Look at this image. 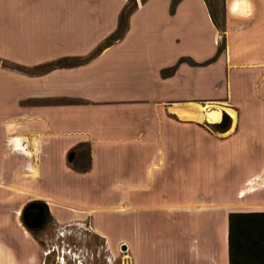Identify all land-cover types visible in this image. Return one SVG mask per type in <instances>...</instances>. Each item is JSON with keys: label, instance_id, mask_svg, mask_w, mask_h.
Here are the masks:
<instances>
[{"label": "crops", "instance_id": "obj_1", "mask_svg": "<svg viewBox=\"0 0 264 264\" xmlns=\"http://www.w3.org/2000/svg\"><path fill=\"white\" fill-rule=\"evenodd\" d=\"M125 2L0 0V60L21 69L0 67V179L20 170L28 201L107 247L116 227L133 264H227V215L264 213V0H222L219 54L203 0H135L119 41L35 72L90 55ZM207 110L225 136L184 118ZM78 144L82 174L65 165ZM28 251L0 249V264Z\"/></svg>", "mask_w": 264, "mask_h": 264}, {"label": "rangeland", "instance_id": "obj_2", "mask_svg": "<svg viewBox=\"0 0 264 264\" xmlns=\"http://www.w3.org/2000/svg\"><path fill=\"white\" fill-rule=\"evenodd\" d=\"M211 2L216 11L218 22H221V0H211ZM205 108L207 109L208 106ZM184 118L202 122L210 132H213L210 124H217L221 120V118L218 121H213L211 118L205 119L202 115L196 116L194 113H187ZM226 132L220 133L221 136H225ZM26 185V177L21 176L20 170L17 176L0 179V249L3 252L9 253L10 250L12 253H20L21 247L28 245L29 253L32 251L38 253V250H45L44 245L50 240L48 244H56L58 258H62L61 264H133L129 250L125 248L122 251V243H113L120 238V231L116 227L106 225L112 245L107 247L103 239L94 234L84 220L79 223L62 224H57L54 221L47 222L48 227L39 233L35 232L37 235H34V242H31L27 236L28 233L24 231L18 221L19 212L30 198L23 188ZM40 192L42 193V191ZM44 194H50V192L46 190ZM53 228H60V231H53ZM125 237L127 238V235ZM29 253L22 254L23 258L21 259H25ZM50 261L46 260V264H52ZM11 263L13 262L11 261Z\"/></svg>", "mask_w": 264, "mask_h": 264}, {"label": "trees", "instance_id": "obj_3", "mask_svg": "<svg viewBox=\"0 0 264 264\" xmlns=\"http://www.w3.org/2000/svg\"><path fill=\"white\" fill-rule=\"evenodd\" d=\"M145 0H140L144 2ZM178 0H172L170 9ZM208 16L214 26L217 35L216 54L223 50V29L222 21L218 22L216 11L211 0H203ZM135 0H126L117 16L116 27L95 49L85 58H60L53 62L44 64L35 69V72H44L56 68H68L85 63L94 58L104 48L119 41L127 29V20L135 10ZM222 0L220 15L222 18ZM190 66H196L187 60H179ZM0 67L20 71L18 67L7 65L0 60ZM172 69L164 70L160 76L166 77L171 74ZM213 132L222 133L228 128V119L222 115L217 124L211 125ZM66 167L74 173H85L89 169L88 145L78 144L71 148L65 158ZM226 254L227 264H264V213H231L226 217Z\"/></svg>", "mask_w": 264, "mask_h": 264}, {"label": "flooded vegetation", "instance_id": "obj_4", "mask_svg": "<svg viewBox=\"0 0 264 264\" xmlns=\"http://www.w3.org/2000/svg\"><path fill=\"white\" fill-rule=\"evenodd\" d=\"M31 204H34V205L42 208V215H41L39 222L36 221V219L34 218V216L31 213H27L24 216H22V214H21L23 209L25 207L31 205ZM18 221L21 223V226L24 229V231L28 233L27 236L30 239V241L34 242V238L37 235V234H35V232L39 233V232L43 231V229L48 227L47 222L51 223L54 220L50 217L47 209L45 208V206L42 202H40L38 200H31V201L29 200L28 202H26L23 205L21 212H19ZM58 230L60 231V228H56V229L53 228V231H58ZM42 236L45 237V235H42ZM49 241L44 245L45 250H43V251L38 250L39 256L37 253L35 260H33L30 257H26L25 259H21V260L19 259L20 261L19 260L17 261L18 264H46V260H51L50 262L52 264H61L60 261H62V258H58V252L56 249V244L52 243V245H50V244H48ZM22 260H24V261H22ZM30 261H31V263H30Z\"/></svg>", "mask_w": 264, "mask_h": 264}, {"label": "water", "instance_id": "obj_5", "mask_svg": "<svg viewBox=\"0 0 264 264\" xmlns=\"http://www.w3.org/2000/svg\"><path fill=\"white\" fill-rule=\"evenodd\" d=\"M212 113L216 114V112L214 110H209V111L207 110L206 113H204V114L209 115ZM221 116L222 115L219 113V119L221 118ZM27 213H31L34 216V218L36 219V221L39 222L41 215H42V208L39 206H36L34 204H31V205L25 207L21 214H22V216H24ZM121 250L124 251V246H121Z\"/></svg>", "mask_w": 264, "mask_h": 264}, {"label": "bare ground", "instance_id": "obj_6", "mask_svg": "<svg viewBox=\"0 0 264 264\" xmlns=\"http://www.w3.org/2000/svg\"><path fill=\"white\" fill-rule=\"evenodd\" d=\"M206 107V106H205ZM205 111V109H202V112H204ZM215 111V110H214ZM216 112V114H214V113H212V114H209V115H203V117L205 118V119H207V118H211V119H213V121H218L219 120V112H217V111H215ZM227 113L231 116V114L229 113V111H227ZM232 115H233V113H232ZM232 117V116H231ZM4 261H6V258H4Z\"/></svg>", "mask_w": 264, "mask_h": 264}, {"label": "built area", "instance_id": "obj_7", "mask_svg": "<svg viewBox=\"0 0 264 264\" xmlns=\"http://www.w3.org/2000/svg\"><path fill=\"white\" fill-rule=\"evenodd\" d=\"M212 124V123H211ZM61 263V262H60Z\"/></svg>", "mask_w": 264, "mask_h": 264}]
</instances>
